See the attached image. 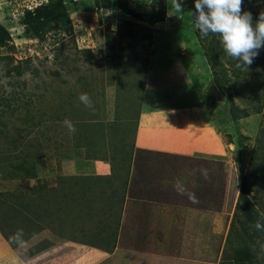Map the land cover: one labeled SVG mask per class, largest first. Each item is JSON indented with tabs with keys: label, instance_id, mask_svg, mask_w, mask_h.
<instances>
[{
	"label": "rangeland",
	"instance_id": "1",
	"mask_svg": "<svg viewBox=\"0 0 264 264\" xmlns=\"http://www.w3.org/2000/svg\"><path fill=\"white\" fill-rule=\"evenodd\" d=\"M176 2L0 0V264H109L124 209L159 206L179 228L131 264H264V48L238 67Z\"/></svg>",
	"mask_w": 264,
	"mask_h": 264
},
{
	"label": "clouds",
	"instance_id": "2",
	"mask_svg": "<svg viewBox=\"0 0 264 264\" xmlns=\"http://www.w3.org/2000/svg\"><path fill=\"white\" fill-rule=\"evenodd\" d=\"M242 3L243 0H195V12H190L201 36L219 35L224 52L237 61L238 67L251 65L259 50L264 48V13L254 22L249 11H242ZM175 9L183 12L180 0H177ZM80 100L87 107H92L88 95H81ZM203 174L207 178V173ZM176 190L181 195L187 194L181 184L176 185ZM190 199L193 203L198 202L195 194H190ZM254 227L264 231V216L260 217Z\"/></svg>",
	"mask_w": 264,
	"mask_h": 264
},
{
	"label": "crops",
	"instance_id": "3",
	"mask_svg": "<svg viewBox=\"0 0 264 264\" xmlns=\"http://www.w3.org/2000/svg\"><path fill=\"white\" fill-rule=\"evenodd\" d=\"M144 140V139H143ZM149 143V142H148ZM161 142L154 147H151L152 149H156L158 152L162 153H169L170 151H175L178 153H183V151L178 150L176 147L173 149H168L167 146H161ZM166 151V152H164ZM169 151V152H168ZM93 163V165H92ZM89 166L91 171L93 173L97 174H103L107 175L109 173V170L111 169L109 163L107 161H98L97 163L92 162ZM125 213L124 217L125 219H122L123 222L121 223V228L124 227V223H127L129 225L131 231H126L125 236L121 233L119 234V237L117 238V248L116 253L112 255H115L114 261L109 264H131V262L134 259V256L132 253L128 252L127 250H131L129 247L124 248V246H131L133 244L134 239L141 238L146 244L148 245H154V244H163L167 243V241L170 239H173L174 236L172 234L173 229L179 228L176 218L173 219L170 217L169 213H172V208H166V207H150L149 210H146L145 212L140 210V208L129 215V219L127 217L128 222L126 221V210L123 211ZM142 224V225H141ZM144 226V228H143ZM141 227V229H140ZM145 230V232H144ZM138 235L145 236L144 239ZM123 239V240H122ZM122 243L121 246H119ZM124 248V249H123ZM82 251V250H81ZM81 258L79 259L80 262L83 264H88L90 262L95 261V258L98 259L99 254H95L92 251L86 252L85 250L80 252ZM101 255V254H100ZM102 257V255H101ZM140 260H137V262L142 261V264H164L162 255L160 254H154V253H145L143 256L139 257ZM163 262V263H162ZM97 264V263H96Z\"/></svg>",
	"mask_w": 264,
	"mask_h": 264
},
{
	"label": "bare ground",
	"instance_id": "4",
	"mask_svg": "<svg viewBox=\"0 0 264 264\" xmlns=\"http://www.w3.org/2000/svg\"><path fill=\"white\" fill-rule=\"evenodd\" d=\"M211 128V127H210Z\"/></svg>",
	"mask_w": 264,
	"mask_h": 264
}]
</instances>
